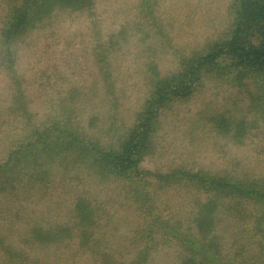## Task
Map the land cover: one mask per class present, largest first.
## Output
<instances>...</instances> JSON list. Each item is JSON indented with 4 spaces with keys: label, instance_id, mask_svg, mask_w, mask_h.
Here are the masks:
<instances>
[{
    "label": "trees",
    "instance_id": "16d2710c",
    "mask_svg": "<svg viewBox=\"0 0 264 264\" xmlns=\"http://www.w3.org/2000/svg\"><path fill=\"white\" fill-rule=\"evenodd\" d=\"M137 4L147 18L150 0ZM226 8L227 29L209 45L184 55L169 73L161 74L154 63L146 67L149 73L145 71L148 80L142 103L130 115L128 125L104 142L73 123L71 113L62 111V117L50 114L45 121L35 117L14 73L16 48L26 36L57 12H92L93 0H0V72L10 86L17 82L0 102V110L21 121L0 161V230L19 221L25 245H60L75 237L83 250L101 255L96 248L97 205L82 187L88 182L108 183L132 199L138 220L127 232L133 242L127 264H149V257L160 249L173 250L176 264H264V176L245 178L223 170L193 171L171 164L160 172L142 167L147 158L156 155V134L165 111L191 100L205 83L222 82L238 91L239 100L232 108L207 118L208 125L222 136L237 143L252 120L264 123V0H229ZM118 34L107 38L110 47ZM104 52L94 59L108 112L118 104ZM110 123L107 130L112 129ZM179 181L203 192L192 203L188 224L168 212L163 214L149 201L151 186L156 190L155 185ZM57 184L72 192L66 216L52 221L51 210L45 209L30 220L28 213L33 210L29 205L45 199L48 188ZM101 258L104 264H125L123 259L110 260L103 254ZM0 264L41 262L11 248L0 235Z\"/></svg>",
    "mask_w": 264,
    "mask_h": 264
},
{
    "label": "rangeland",
    "instance_id": "374dc122",
    "mask_svg": "<svg viewBox=\"0 0 264 264\" xmlns=\"http://www.w3.org/2000/svg\"><path fill=\"white\" fill-rule=\"evenodd\" d=\"M137 1L93 0L90 13L57 12L18 44L15 78L25 89L35 117L45 121L50 114L62 117V111L71 113V121L78 127H86L89 136L107 142L128 125L130 115L142 103L149 73L146 67L150 63L156 64L161 74L169 73L178 67L184 55L209 45L228 26L229 0H150L147 18L140 13ZM117 32L110 47L107 38ZM104 51H107L118 104L116 110L112 108L108 112L95 63V54L100 57ZM2 73L0 102L17 83L10 86ZM237 93L222 82H209L188 102L165 111L156 134V155L147 158L142 167L160 172L171 164L193 171L223 170L245 178L264 176V123L252 120L237 143L207 123L209 116L232 108L239 100ZM109 121L113 122L112 129L107 130ZM20 122L12 113L0 110V161L9 150L15 138L12 133ZM155 186L156 190L150 188V204L188 224L192 203L200 200L203 192L180 181ZM82 190L97 205L100 216L95 229L99 240L96 248L110 260L123 259L127 264L133 243L127 232L138 223L132 199L118 193L114 184L88 182ZM75 191L80 192L79 188ZM47 193L48 197L35 199L29 205L33 210L28 213L30 220L39 217V212L45 209L51 210L52 221L68 213L72 200L68 188L57 184L56 188H48ZM22 229V223L15 221L0 230V235L5 236L11 248L27 252L41 264L105 263L101 255L83 250L75 237L60 245H25L21 243ZM136 242L134 238V249L138 246ZM176 263L173 250L160 249L149 257V264Z\"/></svg>",
    "mask_w": 264,
    "mask_h": 264
}]
</instances>
